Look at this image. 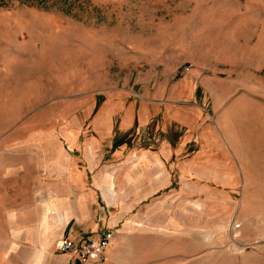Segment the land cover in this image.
<instances>
[{
    "label": "rangeland",
    "instance_id": "obj_1",
    "mask_svg": "<svg viewBox=\"0 0 264 264\" xmlns=\"http://www.w3.org/2000/svg\"><path fill=\"white\" fill-rule=\"evenodd\" d=\"M262 111L264 0H0V216L18 201L24 212L32 180L79 155L66 122L102 141L89 159L118 179L128 148L163 130L204 128L264 153ZM120 129L130 134L113 149ZM255 179L258 193L237 184L230 195L222 232L230 253L264 264V175ZM3 245L16 258L26 242Z\"/></svg>",
    "mask_w": 264,
    "mask_h": 264
},
{
    "label": "crops",
    "instance_id": "obj_2",
    "mask_svg": "<svg viewBox=\"0 0 264 264\" xmlns=\"http://www.w3.org/2000/svg\"><path fill=\"white\" fill-rule=\"evenodd\" d=\"M68 124L63 125V137L74 152L80 150V156L67 152L64 163L54 170L46 168L41 184L32 180L36 190L28 191L24 212L19 210L21 201L8 212L3 203L2 264H73L56 241L102 227L115 231L107 258L85 264H255L230 253L222 232L233 213L230 195L238 192L237 184L242 195L259 192L255 178L264 175V153L256 152L254 143L245 140L230 148L218 136L210 137L208 129L184 128L177 136L163 130L161 138L152 133L151 142L143 138V143L128 148V162L116 179L108 166L98 169L89 159L102 141L94 134L80 135L75 124ZM82 148L87 165L78 163ZM213 181L219 185L212 187ZM18 241L26 246L16 258L10 257L2 243Z\"/></svg>",
    "mask_w": 264,
    "mask_h": 264
},
{
    "label": "built area",
    "instance_id": "obj_3",
    "mask_svg": "<svg viewBox=\"0 0 264 264\" xmlns=\"http://www.w3.org/2000/svg\"><path fill=\"white\" fill-rule=\"evenodd\" d=\"M114 236L112 228L102 227L78 237L64 236L56 241V246L60 252L70 254L73 264H85L90 260L102 262L107 258V246Z\"/></svg>",
    "mask_w": 264,
    "mask_h": 264
},
{
    "label": "trees",
    "instance_id": "obj_4",
    "mask_svg": "<svg viewBox=\"0 0 264 264\" xmlns=\"http://www.w3.org/2000/svg\"><path fill=\"white\" fill-rule=\"evenodd\" d=\"M122 131H123V134H122ZM128 134H130L129 129H126V130L120 129V131L114 133V135L112 137V141H113L112 147H113V149L116 148L118 145H120L121 142L124 141V137L126 138V136ZM127 141H129V143H131L130 140H127ZM145 142L147 143V141H145ZM188 148H191V146H188Z\"/></svg>",
    "mask_w": 264,
    "mask_h": 264
}]
</instances>
